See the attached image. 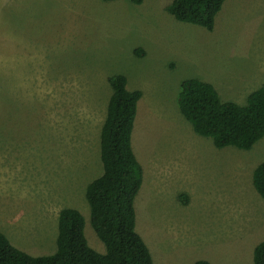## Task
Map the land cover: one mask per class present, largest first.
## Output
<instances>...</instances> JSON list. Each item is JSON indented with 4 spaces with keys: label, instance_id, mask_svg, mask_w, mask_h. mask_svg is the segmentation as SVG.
<instances>
[{
    "label": "rangeland",
    "instance_id": "obj_1",
    "mask_svg": "<svg viewBox=\"0 0 264 264\" xmlns=\"http://www.w3.org/2000/svg\"><path fill=\"white\" fill-rule=\"evenodd\" d=\"M174 0H0V232L32 256L55 252L61 210L103 174L101 131L123 75L143 93L133 150L143 169L136 230L154 264H254L264 199L253 186L264 139L217 149L179 110L180 85L211 83L246 104L264 85V0H227L213 31L180 23Z\"/></svg>",
    "mask_w": 264,
    "mask_h": 264
},
{
    "label": "trees",
    "instance_id": "obj_2",
    "mask_svg": "<svg viewBox=\"0 0 264 264\" xmlns=\"http://www.w3.org/2000/svg\"><path fill=\"white\" fill-rule=\"evenodd\" d=\"M130 1L141 5L145 0ZM226 1L174 0L168 12L180 23L213 31ZM109 84L113 93L101 131L103 174L86 188L90 224L105 251L98 252L90 246L82 213L65 208L58 217L54 253L32 256L0 232V264H154L149 248L136 230L135 201L143 185V169L132 140L143 93L130 90L123 75L111 77ZM178 105L194 132L211 139L217 149L234 147L248 152L264 139V85L241 105L223 102L211 83L189 79L180 85ZM253 186L264 199V162L254 170ZM253 262L264 264V241L255 247ZM194 264L212 263L199 260Z\"/></svg>",
    "mask_w": 264,
    "mask_h": 264
}]
</instances>
